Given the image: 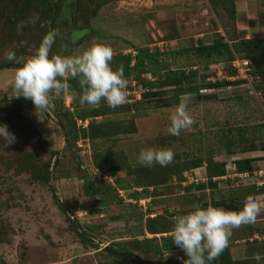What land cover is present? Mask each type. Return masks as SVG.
<instances>
[{
	"label": "rangeland",
	"instance_id": "rangeland-1",
	"mask_svg": "<svg viewBox=\"0 0 264 264\" xmlns=\"http://www.w3.org/2000/svg\"><path fill=\"white\" fill-rule=\"evenodd\" d=\"M24 1L0 0V66H22L48 30H58L61 35L50 55H79L95 39L111 46L114 57L147 47L165 54L162 59L173 69L197 70L199 75H209L212 82L224 77L234 81L227 77L226 64L204 69L203 61L192 52L197 40L205 44L216 33L228 45L238 41L233 36L235 20L229 17L228 5L213 4L214 0H61L60 12L50 16L53 0H28L29 5ZM33 15H38L39 21L27 23ZM21 21L25 26L18 32ZM8 49L15 52L14 61L7 60ZM183 49L185 54L175 53ZM112 67L115 70L120 66L112 63ZM13 70L0 71V126L7 125L15 136L10 144L0 138V264H141L120 261L111 250L149 264H183L187 256L179 247L162 252L163 239L171 236L170 232L155 234V228L173 227L172 217L187 214L194 204L234 211L238 198L245 197L243 190L250 185L234 175L233 159L238 150L226 146V136L238 139L237 129L245 130L248 136L253 132L264 136L258 77L251 84L236 80L241 84L200 91V95H211L210 101H198L191 95L188 107L195 123L179 136L170 135L167 129L169 116L180 102L163 106V100L173 96L172 90L157 89L154 91L163 94L142 98L150 91L142 83L154 81L149 74L137 78L139 73L132 71L131 76H125L129 80L127 101L116 108L105 101L99 106L82 105L78 84V90L69 91L75 110L97 109L101 116L85 121L73 117V143L66 140L57 123L60 112L67 108L66 97L63 107L54 98L47 111L37 112L30 99L14 97ZM141 99L143 103L139 104ZM68 125L72 122H65ZM254 146L263 153L259 157L264 161V140ZM148 148L171 149L174 159L167 166L141 165L138 156ZM211 159L226 163L227 175L216 188L210 186L206 173ZM47 164L46 184L34 178L29 166L42 173ZM195 166L199 167L193 169ZM261 167L264 162L258 163L257 169ZM135 171H144L147 177H138ZM116 181L150 183L145 195H150L152 202L148 198L139 206L127 202L126 193L124 199L115 197L109 187H115ZM190 185L199 188L186 190ZM92 189L99 194L88 195ZM51 190L66 206V215L79 224V231L96 227L85 231L87 242L81 241L79 232L54 203ZM235 194L238 198L232 197ZM223 199L224 204H220ZM98 209L99 213H89ZM149 218L157 222L153 224ZM135 241H142L138 248Z\"/></svg>",
	"mask_w": 264,
	"mask_h": 264
},
{
	"label": "clouds",
	"instance_id": "clouds-1",
	"mask_svg": "<svg viewBox=\"0 0 264 264\" xmlns=\"http://www.w3.org/2000/svg\"><path fill=\"white\" fill-rule=\"evenodd\" d=\"M38 15L30 16L27 23L35 24ZM25 22L17 25V31H22ZM43 26V25H41ZM58 30H49L43 37L39 47L31 55L24 58L22 66L14 71V97L30 99L36 111H47L54 98L67 95L71 87L69 80L78 79L82 90L80 103L99 106L105 101L110 107L116 108L127 101L129 80L124 75L123 67L113 69L114 50L103 42L92 40L79 55H50ZM8 61H14L16 54L11 49L6 52ZM190 93L180 96V103L169 116L170 126L167 132L179 136L182 130L191 129L195 123L190 114L188 102ZM0 138L13 143L14 134L7 125L0 126ZM174 159V152L168 148L142 149L138 163L144 166L159 164L167 166ZM262 205L252 195L246 197L242 210L231 211L214 207L206 208L194 204L187 214L172 217L170 235L173 243L184 251L187 260L183 264H209L218 259L229 247L234 229L255 224L261 213ZM255 261H264V256L255 253Z\"/></svg>",
	"mask_w": 264,
	"mask_h": 264
},
{
	"label": "trees",
	"instance_id": "trees-1",
	"mask_svg": "<svg viewBox=\"0 0 264 264\" xmlns=\"http://www.w3.org/2000/svg\"><path fill=\"white\" fill-rule=\"evenodd\" d=\"M237 0H214L213 4H222L223 7L229 6V13H230V19L233 20L235 17V2ZM25 5H29L30 2L28 0L24 1ZM52 12L50 16L53 14H56L60 12L62 8L61 0H53L52 3ZM102 6L99 4V7ZM49 31V30H48ZM134 54H127L122 55L118 54L113 58L112 63L118 64L120 67L122 66L124 69V75L129 77L132 74V71L138 72L139 75L137 78H140L139 76L142 74H149L154 78V81H146L143 82L142 85L146 86L148 89H150L149 93H143L142 98L143 99H150L151 97H154L156 95H162L163 91L155 92L154 90H164V89H170L172 90L173 96L171 98L163 100V106L164 107H170L171 105L178 104L180 101V96L182 94L190 93L191 95H195L197 97L198 101H210L212 99L211 95H200V91L202 90H221L224 88H228L231 86L240 85L241 81H230L225 79H222L221 81H210L209 75H199L197 70L190 69L189 71H184L181 67L173 69L170 64L165 60L162 59L165 54L155 50L151 51L147 47L144 48H137L134 49ZM187 52L186 50H178L175 53L176 54H185ZM193 54L197 58L201 59L203 61V67L204 69H208L211 65H224L226 64L227 70V77H234L235 71L231 67V62L234 60L236 55H242L243 58L247 59L250 62V66L252 67V72L254 77H258L257 82V90L259 91L260 97H262V102L264 104V38H253L249 40H239L235 42H231L229 45L224 42V38L220 35L216 34L215 38L212 40L210 44H204L201 41H198L196 44V47L193 49ZM171 53H169L170 55ZM16 67H19L18 65H1L0 71L3 70H9V69H15ZM224 69V67H222ZM157 76V77H156ZM156 77V79H155ZM198 78V80H197ZM69 83L71 85L69 91H76L78 83V79H70ZM130 89V88H129ZM65 97H68L71 99L73 96V93L68 92L67 96L62 95L59 99L60 107L64 106L63 99ZM139 104L143 103V100L141 99L138 101ZM76 104V103H75ZM73 101L71 102V106L69 108L63 109V111L60 112L62 117H58L57 123L59 127L62 129L63 133L66 136V140L68 142L73 141V143L76 141V136L73 137V130L75 123L72 121L73 117L78 118L82 121H85L87 119H93L96 117L101 116V113L97 111V109H78L75 110V105ZM262 104V105H263ZM74 109V111L71 112V109ZM65 122H72V125H68V127L65 126ZM239 137L238 139H230L229 135L226 136V146L230 145V147L237 148L238 153H234L237 155V157H234L233 159V165L236 168V172L238 174L249 172L251 173L255 169H257L256 163L263 161L260 157H254V158H243L241 155L245 153H249L250 151L256 150L254 143L256 141L264 140V136L258 137L255 135V132L251 135H247L245 130L237 129L236 130ZM93 135V134H92ZM95 138L96 135H93ZM100 138H107L103 135H100ZM93 138V137H92ZM89 137V139H92ZM250 144V147H246L244 149H238V144ZM232 155V154H231ZM240 156V157H239ZM207 167V177L210 181V186L213 188H216V184L221 182L223 177L227 175L226 173V163L224 162H214L212 159L209 161ZM199 166L193 167V169L197 168ZM49 168L50 164H47L45 166V169L42 173H40L37 168L34 166H29V169L32 172V175L36 180H40L44 183H48L49 178ZM145 171V170H144ZM144 171H135L136 175L138 177L145 178L147 177L146 174H144ZM150 173V171H148ZM228 181V180H227ZM226 181V182H227ZM151 186L150 183H137L134 181H116L115 187H109V190L114 193V196L117 197L119 195L120 191H124L129 198L134 199L135 201L138 200H145L150 199L152 202V198L148 194L147 188ZM199 186V185H198ZM196 186L195 188H199ZM135 187V188H133ZM249 187V188H248ZM246 188H244L243 191L246 192L245 197H242V195L238 198V195L235 194L232 195L233 198H238V202L236 203L238 206L234 209V211H237L239 209V206H243L246 197L249 195L255 196L257 194L264 193V187L257 188L253 185H250ZM134 189V191H130L131 189ZM142 189L140 191H137V189ZM192 187L186 188L187 190H190ZM136 190V191H135ZM129 191V192H128ZM53 201L55 204L58 205V208L61 212H63L65 215L68 213L67 208L65 205H62L59 200L54 195V190H51ZM99 194L98 191H95L92 189L91 192H88V195ZM244 193V192H243ZM242 194V193H241ZM242 199V201H241ZM225 199L222 200V203L224 204ZM150 202V203H151ZM149 207V206H148ZM232 207V206H231ZM226 209V208H225ZM226 210H230L229 207H227ZM67 220L71 223L72 227L79 232V236L82 242H87V235L85 231H94L96 227L91 226L87 227L85 231H79L80 227L79 224L74 220L72 221L67 215ZM155 218H149V222L155 223ZM157 222V221H156ZM172 227H166V226H159L155 228L154 232L155 234H162V233H168L171 232ZM142 241H135V247L138 248ZM176 248V245L173 243V239L171 236H167L163 239V247L162 252H172ZM227 250V252H225ZM113 254L117 253L116 251L111 250ZM224 253V254H223ZM219 257L220 264H244L243 261L236 262L233 261L229 255L228 249L226 248ZM120 255H114L116 259L120 261H131L128 259L125 255V253L120 252ZM188 259V257H187ZM218 261V262H219ZM213 260L209 262V264H217L218 263Z\"/></svg>",
	"mask_w": 264,
	"mask_h": 264
},
{
	"label": "crops",
	"instance_id": "crops-1",
	"mask_svg": "<svg viewBox=\"0 0 264 264\" xmlns=\"http://www.w3.org/2000/svg\"><path fill=\"white\" fill-rule=\"evenodd\" d=\"M233 20H235V28L232 32L236 40L264 38V0H237L235 2V17ZM201 40L199 39L197 42ZM212 40L213 37L211 41L205 44H210ZM261 155L263 153L253 150L241 156L243 158H254ZM189 187L195 189V186L190 185ZM254 197L262 205L261 213L257 217L255 224L245 225L233 230V235L227 248L233 261H243L244 264H258L252 258L255 253H260L261 256H264V193L255 195ZM242 208L243 206H239L237 211L242 210ZM259 264H264V261L259 262Z\"/></svg>",
	"mask_w": 264,
	"mask_h": 264
},
{
	"label": "built area",
	"instance_id": "built-area-1",
	"mask_svg": "<svg viewBox=\"0 0 264 264\" xmlns=\"http://www.w3.org/2000/svg\"><path fill=\"white\" fill-rule=\"evenodd\" d=\"M231 67L235 71V76L232 77L233 80H241V81H245V83L247 82L250 84L253 82L255 77L252 74V67L250 66V62L247 59L243 57L240 58L235 56L234 60L231 62ZM219 73L220 72H218V74ZM140 88L142 89L141 86ZM70 100L71 99L68 97L65 98V104L67 105V108L70 107L71 104ZM232 169L234 170V175H236V177L238 178H242L243 180H247L248 181L247 184L253 185L257 188L264 187V168L261 167L259 169H255V171H252L251 173L246 172L242 174H238L236 172V168L234 165L232 166ZM124 194H125L124 191L119 192V196L123 199H124ZM126 201L130 202L133 205L137 203L139 206H141V205H145V201H149V200L145 199V200L135 201L132 198H128Z\"/></svg>",
	"mask_w": 264,
	"mask_h": 264
},
{
	"label": "water",
	"instance_id": "water-1",
	"mask_svg": "<svg viewBox=\"0 0 264 264\" xmlns=\"http://www.w3.org/2000/svg\"><path fill=\"white\" fill-rule=\"evenodd\" d=\"M99 213L100 212V210L98 209V210H93V211H90L89 213ZM117 255H122V254H120V253H116ZM125 255H126V257L128 258V259H130V260H132V261H135V262H138V263H141V264H149V263H147V262H144L142 259H140V258H138V257H136V256H134V255H131V254H127V253H125Z\"/></svg>",
	"mask_w": 264,
	"mask_h": 264
}]
</instances>
